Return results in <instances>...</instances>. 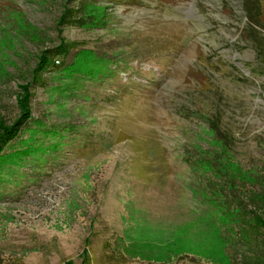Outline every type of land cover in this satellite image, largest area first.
<instances>
[{"label": "rangeland", "instance_id": "1", "mask_svg": "<svg viewBox=\"0 0 264 264\" xmlns=\"http://www.w3.org/2000/svg\"><path fill=\"white\" fill-rule=\"evenodd\" d=\"M27 86L0 264H264V0H0V126Z\"/></svg>", "mask_w": 264, "mask_h": 264}, {"label": "trees", "instance_id": "2", "mask_svg": "<svg viewBox=\"0 0 264 264\" xmlns=\"http://www.w3.org/2000/svg\"><path fill=\"white\" fill-rule=\"evenodd\" d=\"M258 1V0H257ZM254 4H257L258 2L253 1ZM249 16L251 18V20L253 21V23H255L256 26H258L261 22V17H260V12L257 11L254 14H251V12H249ZM65 52V51H64ZM63 52V53H64ZM61 53V54H63ZM42 68H46L50 65H52L50 63L49 60L46 59H42ZM78 65V64H77ZM82 65H78V67H81ZM39 68H41V66H39ZM86 70V67L83 66L82 72H84ZM24 93L25 96L19 101L18 105L19 108H21V117L19 119V121H17V123H15L12 127H8V126H0V158L3 155V153L5 152L4 149L1 148V146L3 144H5L7 141L15 139L17 137V135H19L23 130L24 131H28V130H32L31 128H24V126L26 124H28V122L31 121L32 119V109L30 107V99H31V94L28 92L29 91V87H25L24 88ZM40 123V122H39ZM42 124V123H41ZM2 162V160L0 159V163ZM261 203H262V209L264 210V193L262 194V196L260 197ZM259 223V222H258ZM261 226L264 227V221L259 223ZM188 242H191V239H187ZM195 247H200L203 251L207 252L208 251V244L205 243L204 241H200V245L198 246V244L196 243V241L194 242Z\"/></svg>", "mask_w": 264, "mask_h": 264}]
</instances>
